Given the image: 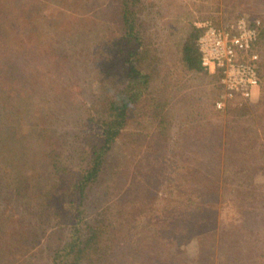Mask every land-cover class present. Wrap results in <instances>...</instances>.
<instances>
[{
	"label": "rangeland",
	"instance_id": "rangeland-1",
	"mask_svg": "<svg viewBox=\"0 0 264 264\" xmlns=\"http://www.w3.org/2000/svg\"><path fill=\"white\" fill-rule=\"evenodd\" d=\"M73 1L76 7L69 0H0V264H53L77 226L81 241L98 232L95 246L69 254L76 264H264V33L257 38L261 82L238 111L212 107L217 80L179 60L182 37L206 20L222 26L244 16L261 32L264 0L135 3L143 39L136 63L146 83L81 207L71 187L102 130L85 108L116 90L111 75L123 74L125 63L114 47L121 0ZM102 68L113 73L107 89ZM193 122L198 136L220 126L218 137L205 139L217 154L205 175L192 179L207 185L216 173L219 188L215 197L196 192L193 208L170 216L172 196L190 194L185 185L193 181L160 178L180 171L189 148L204 142L184 133ZM233 123L259 138L246 132L247 143L224 142L225 124ZM251 170L242 190L243 171ZM178 225L184 230L175 234Z\"/></svg>",
	"mask_w": 264,
	"mask_h": 264
},
{
	"label": "trees",
	"instance_id": "trees-1",
	"mask_svg": "<svg viewBox=\"0 0 264 264\" xmlns=\"http://www.w3.org/2000/svg\"><path fill=\"white\" fill-rule=\"evenodd\" d=\"M59 1V0H58ZM64 0H61L62 5H66V3L63 2ZM71 3V6L76 7L74 5L73 0H69ZM135 3H138V0H121L119 4V18L121 23L120 33L117 34L118 37L114 42V47H116V52H118V56L123 57V63H125V72L122 74V72H119L117 75H111L113 76V83L116 86L115 91L111 92H103L102 94V102L100 104H97L96 107H94V104L90 102L85 110L87 111V114L85 112V115L87 119L89 120H97L96 122H99L101 124L102 130L99 133L100 136L98 138V144L93 147V150L88 154V164L85 169L82 170V172L78 175L77 179L72 184V190L74 191L75 196H77V205L80 207L83 205V202L86 198V192L90 189L91 184L93 182L97 181L99 179V171L102 167V164L105 160L106 155L110 152L112 145L116 138L121 134L122 129L124 128L126 124V120H128V113L131 108L135 104V102H138L140 99V93L142 91V88L144 84L146 83L147 76L145 72L139 67V65L136 63V61L139 58V54L143 51H141V43L143 42L140 30H139V17L137 16L138 10L135 9ZM88 4L86 2L81 5L82 8H86ZM70 10H77V8H70ZM58 21H60L58 19ZM57 22V21H56ZM61 22V21H60ZM202 29L198 28L196 26L190 27L185 35L182 37V45L180 50V62L182 66L187 70L192 71H203L205 70L201 63H200V55L197 48V37L201 33ZM264 33V29L260 32H258V39L261 37ZM258 43V41H257ZM257 43H256V49H257ZM126 45V46H125ZM103 76L100 79V86L102 88H106L108 84L110 83L109 79L107 78L109 76V72H105V70L102 68ZM100 70V72H102ZM204 72H207L206 70ZM108 73V74H107ZM105 74V75H104ZM113 74V73H111ZM260 78H262L261 73V67H260ZM124 76L127 77L124 79ZM210 77L215 78L217 80V74H209ZM261 82V81H260ZM107 89V88H106ZM105 90V89H104ZM217 90V96L219 93V87L216 86ZM190 96V95H189ZM188 98L187 100H189ZM213 100L212 107H214V101ZM193 105V104H192ZM228 106H230L228 109H234V111H238L242 108H245L247 106L246 101L243 100H234L232 101ZM92 108H95L93 110ZM95 111V113L93 112ZM93 113L96 116H93ZM157 113V112H156ZM155 113V114H156ZM85 117V116H84ZM199 118H193L189 120H199ZM236 120V118H234ZM239 119V118H237ZM161 120H163L161 118ZM228 123V121H227ZM235 123L233 124H225V129L223 132V140L224 142H232L231 140H236L237 144L242 145L243 143H247L243 141V139H247L250 136L246 135V132H249V135H252V137L255 138L256 131L254 133H251V130L249 129H241V128H235ZM199 130L198 122H193L187 125L184 128V133L187 135H190L189 140L193 141L195 140H204L201 146L199 147H191L189 150L191 151L190 156L188 157H182L183 158V166L181 167L180 171H176L178 173V177L175 176V170L173 169L174 173H171L169 175H162L160 180L163 181V179L173 180L174 183H182L187 181H193L194 176H204V165L207 164V161L212 157L215 156L217 153L215 152V146L214 144H211V142H206L205 139H209L210 137L214 138L215 136L218 137L220 135V126L216 124L215 127L208 129L206 132H200L199 136L195 134ZM240 132H243L244 134L238 135ZM195 134V135H194ZM243 135V136H242ZM246 135V136H245ZM242 136V137H240ZM239 137L242 139L239 140ZM256 138H259L256 136ZM230 139V140H229ZM239 140V141H238ZM204 144V145H203ZM213 147H211V146ZM258 146V145H257ZM261 146V144H260ZM252 150H254V146H249ZM256 147V146H255ZM212 151V154L210 153ZM245 156L244 153L241 152ZM244 156H242L244 158ZM259 157L263 158L264 155H259ZM264 159V158H263ZM210 161V160H209ZM264 167V163H262ZM167 167V166H166ZM164 168L163 173L168 171L167 168ZM177 167V166H175ZM174 167V168H175ZM258 167V166H257ZM258 167V168H259ZM257 168V169H258ZM230 169V168H228ZM252 171L244 172L243 174L246 176L244 178V182L246 184L242 187V190H245L248 187V184H251L250 178L252 177ZM170 172V171H169ZM172 172V170H171ZM227 169L225 168L221 172V177H226ZM218 174H210V179L207 185L200 184L195 181H193L191 184H186V187H190V194H187V192L184 190L178 191V195L174 194L172 196L171 205L167 208H169L168 215L172 216L174 211L175 213L178 211H186V209H191L193 206H195V200L194 198H198L200 193L199 191H204V193H208L212 197H215L218 192ZM177 177V178H176ZM176 178V179H175ZM159 180V181H160ZM56 185V184H55ZM176 188L179 187V184H175ZM56 188V187H55ZM239 190H241V186L238 187ZM199 193V195L197 193ZM159 193L155 197H160ZM45 195L51 196L52 194L50 192H46ZM76 198V197H75ZM50 200V198L48 199ZM74 200L71 202L73 203ZM214 203L212 201L209 202L210 206H214ZM172 209V211H171ZM78 214H80V210L77 209ZM255 211V210H254ZM170 212H172L170 214ZM76 216V215H74ZM246 223V221L244 222ZM179 226V225H178ZM254 229V228H252ZM74 233L72 234V238L68 240V242H65V244L61 247V249L56 250V258L53 261V264H76V257H74L75 262H70L71 257H69L73 254L78 255L81 254L82 251L85 250V248L88 246L90 248V245L94 243L97 232L91 233L85 241H81V234H79V227H75ZM175 234L179 231H183V226L176 227ZM95 246V245H92ZM264 247V243L262 245ZM97 248V247H95ZM96 250V249H95ZM263 255L259 256V258L262 259ZM57 258H59V261L57 262Z\"/></svg>",
	"mask_w": 264,
	"mask_h": 264
},
{
	"label": "built area",
	"instance_id": "built-area-1",
	"mask_svg": "<svg viewBox=\"0 0 264 264\" xmlns=\"http://www.w3.org/2000/svg\"><path fill=\"white\" fill-rule=\"evenodd\" d=\"M258 24L244 16L222 26L210 20L196 24L202 29L196 42L200 63L209 74H217L216 109H225L234 100H250L259 87Z\"/></svg>",
	"mask_w": 264,
	"mask_h": 264
}]
</instances>
